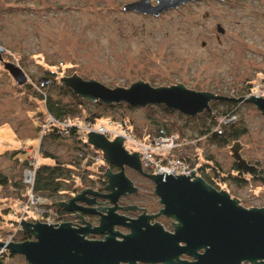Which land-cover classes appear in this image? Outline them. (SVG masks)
I'll use <instances>...</instances> for the list:
<instances>
[{"label":"rangeland","instance_id":"obj_1","mask_svg":"<svg viewBox=\"0 0 264 264\" xmlns=\"http://www.w3.org/2000/svg\"><path fill=\"white\" fill-rule=\"evenodd\" d=\"M131 1L0 0V45L5 49L2 60L18 65L27 78L24 84L15 83L0 61V174L10 180L7 186L0 185V241H13V234L20 228V222H13L17 201L10 185L22 175L25 150L37 145L47 121L43 100L38 97L40 90L73 104L69 96L59 92L60 77L77 74L107 87H127L136 80L153 87L181 83L188 89L235 99L250 95L264 98V0H198L158 16L123 10V5ZM218 24L223 32L217 31ZM47 69L57 75L52 79L45 73ZM45 76L49 82L38 87V77ZM236 102L228 110L222 101L211 100L213 119L222 111L231 112L223 117L226 121L221 118L217 123L233 122L245 128L238 138L242 145L240 154L258 162L264 174V115L252 103ZM125 104L103 108L90 102L87 106L100 114V119H124L145 131L155 127L144 106L130 109ZM178 113L160 114V119L174 122L183 132H172L177 136L178 148L170 155L177 157L175 151L183 148L189 155L197 153L198 165L206 161L219 168L221 173L214 180L230 198L245 208L264 206L261 182L249 181L240 186L227 176L234 171L229 147L235 140L221 145L212 143L208 136L199 134L204 114L187 120L186 115ZM41 142L43 150L64 163L82 155L68 138L51 140L41 136ZM124 146L132 150L128 143L124 142ZM87 160H81L82 166L96 168V162L86 165ZM54 161L43 153L39 157L40 163ZM132 179L140 182V204L149 211L157 210L160 204L153 195L152 183L138 177ZM5 206L11 208L10 212L2 211ZM170 221L156 218L167 231L173 229Z\"/></svg>","mask_w":264,"mask_h":264},{"label":"water","instance_id":"obj_2","mask_svg":"<svg viewBox=\"0 0 264 264\" xmlns=\"http://www.w3.org/2000/svg\"><path fill=\"white\" fill-rule=\"evenodd\" d=\"M194 1L198 0H133L124 4L123 10L158 16L168 9ZM216 28L218 32H223L219 24ZM4 50L0 45V61ZM3 67L15 83L26 82V75L15 63L4 62ZM37 80L41 85L49 82L46 76ZM59 81L76 96L103 104H162L186 116H194L204 110L209 111L211 100H244L254 104L264 115V98L260 95L235 99L188 89L181 83L153 87L143 80H136L127 87H107L77 74L62 76ZM122 139L121 135L108 140L101 133L87 132L86 142L103 153L105 164L119 169L117 172L105 169L104 189L107 193L84 189L66 200L52 202L54 206L78 217V210L92 212L78 202L90 206L95 197L107 199L111 206L100 215L97 227L78 229L68 221L42 223L21 218V230L32 235L33 239L8 243L0 241V248H5L10 254L22 255L28 264H264V207L244 208L238 205L226 191L209 187L193 173L194 170L187 176L165 172L150 175L154 194L162 205L160 213L173 217L177 222L172 231L165 230L158 222L150 224L149 215L140 214L132 219L116 213L117 199L137 191L126 177L124 166L136 171L142 169L141 153H129ZM240 147L238 140L232 143L229 147L231 157L243 172L255 173L257 167L249 165L241 157ZM262 181L264 183V177ZM114 225H124L129 232L120 235L112 230ZM88 232H106L107 235L103 241L84 240L82 235ZM116 236L121 240H117ZM183 255L191 259H181Z\"/></svg>","mask_w":264,"mask_h":264},{"label":"trees","instance_id":"obj_3","mask_svg":"<svg viewBox=\"0 0 264 264\" xmlns=\"http://www.w3.org/2000/svg\"><path fill=\"white\" fill-rule=\"evenodd\" d=\"M47 75H49L52 79L55 77L56 72L50 71L47 69L45 72ZM45 84L41 85L38 84V87H44ZM59 92L62 95L69 96L71 100L73 101V104L63 102L60 97L58 98H52L45 90H40L38 97L43 100L44 107L48 115L54 117L58 121H62L64 119L67 120H80V121H91V122H99L101 115L97 114L96 112H92L88 109L87 104L92 102L97 106H102L103 108H114L118 106H123V103H117V104H103L98 101H89L84 98H80L76 96L69 88L63 86L62 84L58 85ZM250 91V90H249ZM219 101V100H218ZM225 103L228 107V110H231L230 107L232 105H236V101H222ZM128 108H134L135 106H130L128 104H125ZM147 109V117L151 120V122L155 125L153 129L150 130H140L136 126L131 125L130 121H125L124 119L118 120L120 121L128 131H130L136 138L139 139H145L148 135H170L172 132H176L178 135L183 134L182 130L176 126L174 122L164 121L163 119H160V114H165L168 116H172L174 113H176L175 110L166 107L162 104H150L144 106ZM234 111V110H233ZM181 115V113H178ZM201 114H204L206 118L202 121V127L199 131V134L208 136L209 140L212 143L216 144H227L229 141L237 140L239 136L243 135L245 133V128L241 127L237 124H229L224 125L222 123H217V119H221L224 116L231 114V112L222 111V113L216 118L214 114L211 113V110L201 112ZM198 114L194 116H186L185 118L187 120H196L198 118ZM39 116L41 117L40 113ZM45 122L43 123L44 126ZM42 126V127H43ZM64 133L63 130H60L56 125H48L47 129H44L40 134V140H39V146H40V155L41 153L52 157L55 161L54 164H47V163H40L39 157L37 161V167L35 169V175H34V185H33V191L35 194L40 195L41 197L54 202L57 200H63L68 199L72 197L74 194H77L78 191L81 189L92 186L99 190L102 189L104 181L102 178H104V170H105V160L104 155L102 152L97 150L95 147L89 145L86 142V138L80 137L79 135H76L72 128H66ZM41 136L42 137H49L51 140H62V139H70L77 145L78 149L81 150L82 155L76 159V161H71L69 163H64L59 161L55 158L52 154L47 152L46 150H43L41 148L42 142H41ZM38 144V143H37ZM34 147V146H32ZM22 152V151H21ZM87 154H91V156H87ZM101 155V156H100ZM175 155L177 157L189 162L190 160H195L191 165L196 166V173L197 176L201 177L204 181L209 182L212 186L214 185L217 187L216 180H213V176L217 178L218 175H220L221 171L217 166H213V164L203 161V163H200L198 165L197 160V153L189 155L187 152V149H179L175 151ZM98 156L100 159L94 160V158ZM91 157V158H90ZM84 158H88L86 165L90 164L92 161L96 162V168L90 169L86 166H82L81 160ZM209 160V158H207ZM25 157H24V165H25ZM217 165V164H216ZM209 168V169H208ZM210 170V171H209ZM76 172V173H73ZM211 172V173H210ZM229 176V175H227ZM214 178V179H215ZM224 178V176H223ZM9 179L7 176L0 174V185L7 186L9 184ZM217 185V186H216ZM11 191L16 195V201H17V217L14 218L13 222L17 223L18 218V211H19V204L23 201L24 197L21 194L23 191V184L21 182V175L18 181H13L11 183ZM55 210L60 214V216L67 221L66 219L69 218V213H66L61 208L54 207ZM10 207L5 206L3 208V212H10ZM7 210V211H6ZM27 221L34 222L37 221L32 216H29L26 218ZM30 237V234H25L21 228H18L15 231V234L12 236L13 241H23L28 239Z\"/></svg>","mask_w":264,"mask_h":264},{"label":"built area","instance_id":"obj_4","mask_svg":"<svg viewBox=\"0 0 264 264\" xmlns=\"http://www.w3.org/2000/svg\"><path fill=\"white\" fill-rule=\"evenodd\" d=\"M226 121L225 118H222ZM56 125L64 133L66 128H72L76 135L86 138L87 132L93 131L101 133L106 139L113 140L115 136H123L124 142L128 143L132 150L129 152L137 151L141 153L139 160L141 167L151 172L152 174L165 172L171 175H185L187 176L191 170L196 175V166H192L191 163L176 157L171 156L170 153L178 148L177 136L170 135H148L145 139L136 138L127 128L118 120L114 119H101L99 122L80 121L76 119L58 121L54 117L48 115L47 121L42 127V132L47 129L48 125ZM25 150V166L21 175V182L23 184L22 195L23 201L19 205V215L17 222L19 223L21 218L25 219L29 216L37 219L42 223H59L66 222L60 214L50 206V202H46L45 198L33 191L35 169L37 167V159L40 156L39 142L36 146H28ZM27 151V152H26ZM98 160V156L94 158ZM17 223V224H18ZM54 224L53 226H57ZM20 227V226H18ZM3 253V249H0V256Z\"/></svg>","mask_w":264,"mask_h":264},{"label":"flooded vegetation","instance_id":"obj_5","mask_svg":"<svg viewBox=\"0 0 264 264\" xmlns=\"http://www.w3.org/2000/svg\"><path fill=\"white\" fill-rule=\"evenodd\" d=\"M4 53V52H3ZM2 53V54H3ZM2 64L4 62H8V61H1ZM238 140V139H237ZM241 145V144H240ZM242 147V145H241ZM240 147V149H241ZM100 151V150H99ZM101 152V151H100ZM240 153V150H239ZM103 154V153H102ZM241 155V154H240ZM101 156V155H100ZM242 157V155H241ZM243 158V157H242ZM245 159V158H244ZM246 162L249 165H254L255 167H257V170L255 173H249V172H243L241 169H239L236 165V163L234 162L233 164V173H229L228 178L231 179L235 184L237 185H246L249 181H257V182H261L262 187L264 188V183L262 181V178L264 177V174L262 172L261 167L259 166L258 162H253V161H249L248 159H245ZM112 172H117L119 169L115 166L112 165H106ZM129 171V173L127 174L126 171ZM123 171L126 175V177L131 181V183L133 184V186L136 187L137 191L135 193H131V194H124L121 195L116 202V210L115 212L123 215L125 217L128 218H136L137 216H139L140 214H144V215H149L150 219H149V223H154L156 222V218L158 219H166L169 218L172 220V224L173 227L174 225L177 223L176 220L173 217H167L163 214L160 213V210L162 209V205L160 204V207L157 210L154 211H149L146 207L142 206L141 203V196L142 194L140 193V191H138V183L140 182H135V180L132 179V177H138V178H142L144 182H146L145 180L149 181L152 183V192L153 195L157 198L158 202H159V197L156 196L154 194V183L150 177V175L152 174L151 172H148L147 170H145L144 168H142L140 171H136L130 167L124 166ZM214 180V177H212ZM227 178V177H226ZM105 176L104 178H102V180L104 181L102 189L99 190L95 187L92 186H87L83 189H81L79 192H81L84 189H91L93 191L96 192H101V193H107L108 191H106L104 189V185H105ZM216 179V178H215ZM223 181H225L226 179H224L222 177ZM209 187H211L212 189L215 190H221V188L219 187V184H217L215 187L214 185L212 186L209 182L204 181ZM142 183V182H141ZM91 198V197H89ZM238 203V200L235 199ZM78 205L87 207L88 209H90L92 212L91 213H84L82 210H78V217L72 216V214H69V220L68 222L71 223L72 227H77L78 229L81 228H89V229H93L95 227H97L99 225V219H100V215L104 214L106 212V209L111 206V204L108 203V200L106 199H102L100 197H95L94 198V202L90 205V206H86L84 203H80L78 202ZM241 206V205H240ZM264 207V206H261ZM245 208V207H244ZM252 208V207H250ZM112 230L115 232L120 233V235H125L129 232V229L124 226V225H114L112 227ZM173 230V229H172ZM107 233H93V232H88L86 234H83L82 237L84 240H88V241H103L106 237ZM33 237L32 235H30V237H28V239L26 240H32ZM117 240H121V237L116 236ZM18 256V260H14V257ZM181 259H187V258H183V256L180 257ZM190 260V259H189ZM0 264H28L24 257L22 255H16V254H10L8 253V251H4L1 256H0ZM124 264V263H121ZM135 264H151V263H144V262H136ZM155 264H162V263H155ZM177 264V263H174Z\"/></svg>","mask_w":264,"mask_h":264}]
</instances>
